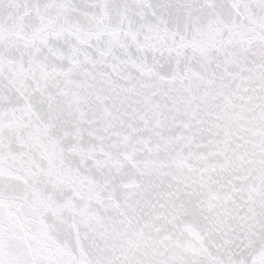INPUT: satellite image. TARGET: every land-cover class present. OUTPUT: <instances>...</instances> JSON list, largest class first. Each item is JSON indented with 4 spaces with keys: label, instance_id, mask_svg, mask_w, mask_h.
I'll list each match as a JSON object with an SVG mask.
<instances>
[{
    "label": "snow or ice",
    "instance_id": "snow-or-ice-1",
    "mask_svg": "<svg viewBox=\"0 0 264 264\" xmlns=\"http://www.w3.org/2000/svg\"><path fill=\"white\" fill-rule=\"evenodd\" d=\"M0 264H264V0H0Z\"/></svg>",
    "mask_w": 264,
    "mask_h": 264
}]
</instances>
